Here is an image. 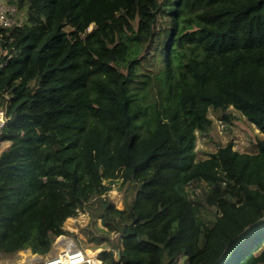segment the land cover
<instances>
[{
  "label": "trees",
  "instance_id": "16d2710c",
  "mask_svg": "<svg viewBox=\"0 0 264 264\" xmlns=\"http://www.w3.org/2000/svg\"><path fill=\"white\" fill-rule=\"evenodd\" d=\"M11 3L26 16L0 26V254L47 255L88 210L103 264H214L264 217V0ZM231 107L256 151L230 141L197 161L210 111L228 123ZM115 181L133 193L122 209L103 197ZM224 264H264V227Z\"/></svg>",
  "mask_w": 264,
  "mask_h": 264
},
{
  "label": "rangeland",
  "instance_id": "374dc122",
  "mask_svg": "<svg viewBox=\"0 0 264 264\" xmlns=\"http://www.w3.org/2000/svg\"><path fill=\"white\" fill-rule=\"evenodd\" d=\"M168 0H163V4H167ZM172 4V3H171ZM7 21L12 25H21L25 21L26 12L18 8L17 5L11 3V0H0V16L3 15ZM167 10L160 12L157 27V37L152 45L153 49H159L164 43V36L169 29V22L167 20ZM92 29V27L90 28ZM6 50L2 47L0 42V56L5 55ZM2 110L0 106V111ZM226 113L232 115L230 122H224L221 120V112L210 111V117L213 119V126L210 131L205 134H199L196 143V160H204L208 158L211 153L217 151L220 146L226 145L232 141L234 143V149L242 153H253L256 151V141L263 135L252 124H250L238 111L232 107L229 108ZM7 143L0 142V153L6 148ZM112 189L104 197L108 201H112L118 208L122 209L125 204L130 202L133 198V193L128 190V186H123L121 181H115L111 184ZM189 192L192 198L196 195H200L205 189V184H191L189 186ZM90 212L81 210L77 218H70L65 223V228L74 235H67L66 241H72L77 245L83 246L89 252L99 254L104 248L110 246L106 243H102L99 247L94 242H89L88 238L84 235L83 230L87 227L88 223H91ZM101 220L95 225L96 229H101ZM114 242L116 235L112 237ZM91 252V253H92ZM90 253V254H91ZM33 255L31 249L19 251L13 255L0 254V264H24L25 260L31 258ZM178 264H187V259L182 258Z\"/></svg>",
  "mask_w": 264,
  "mask_h": 264
},
{
  "label": "built area",
  "instance_id": "2783aa9c",
  "mask_svg": "<svg viewBox=\"0 0 264 264\" xmlns=\"http://www.w3.org/2000/svg\"><path fill=\"white\" fill-rule=\"evenodd\" d=\"M0 26L9 28L13 27L5 18L4 14L0 16ZM5 123V112L0 111V133ZM105 196V195H104ZM103 196V197H104ZM105 198V197H104ZM87 211V210H84ZM81 210L79 211V213ZM68 240L65 235L56 238L53 243L52 250L47 255L31 254V258L25 260L24 264H103L99 258V254L92 252L89 253L81 245H77Z\"/></svg>",
  "mask_w": 264,
  "mask_h": 264
},
{
  "label": "water",
  "instance_id": "95a60500",
  "mask_svg": "<svg viewBox=\"0 0 264 264\" xmlns=\"http://www.w3.org/2000/svg\"><path fill=\"white\" fill-rule=\"evenodd\" d=\"M264 227V217L257 222L251 224L247 228L243 230L242 233L237 235L231 242L227 245L221 256L214 264H224L228 258L234 253L240 243L245 240L248 236H250L253 232Z\"/></svg>",
  "mask_w": 264,
  "mask_h": 264
}]
</instances>
